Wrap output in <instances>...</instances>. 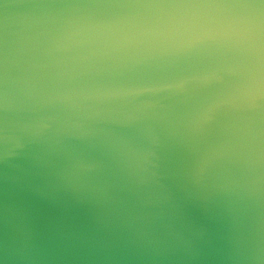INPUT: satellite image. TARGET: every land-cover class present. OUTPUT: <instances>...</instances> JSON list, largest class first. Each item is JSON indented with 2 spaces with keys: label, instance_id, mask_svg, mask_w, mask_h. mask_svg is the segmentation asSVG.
I'll use <instances>...</instances> for the list:
<instances>
[{
  "label": "clouds",
  "instance_id": "9594fccd",
  "mask_svg": "<svg viewBox=\"0 0 264 264\" xmlns=\"http://www.w3.org/2000/svg\"><path fill=\"white\" fill-rule=\"evenodd\" d=\"M0 264H264V0H0Z\"/></svg>",
  "mask_w": 264,
  "mask_h": 264
}]
</instances>
